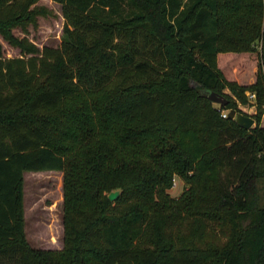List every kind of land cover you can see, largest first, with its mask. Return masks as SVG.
<instances>
[{"label": "trees", "instance_id": "trees-1", "mask_svg": "<svg viewBox=\"0 0 264 264\" xmlns=\"http://www.w3.org/2000/svg\"><path fill=\"white\" fill-rule=\"evenodd\" d=\"M50 1L39 50L11 29L52 13L0 0V264H264V0ZM25 172L62 173L59 250L26 243Z\"/></svg>", "mask_w": 264, "mask_h": 264}, {"label": "rangeland", "instance_id": "rangeland-1", "mask_svg": "<svg viewBox=\"0 0 264 264\" xmlns=\"http://www.w3.org/2000/svg\"><path fill=\"white\" fill-rule=\"evenodd\" d=\"M38 7H44L52 16H33L34 23L27 25L25 35L20 27L11 29V34L21 39L26 37L39 50L43 47L57 48L62 41L64 20L60 5L50 0H39ZM0 57L11 59L21 57L18 48L5 41L0 35ZM225 95L229 92L225 90ZM248 97L246 104L235 98L237 110L243 115L252 117L255 113L253 99ZM238 113V112H237ZM254 127V125H253ZM23 216L24 237L28 246L35 250H59L62 248V173L60 172H25L23 174ZM183 182L175 178L172 188L168 191L172 198H178L184 191ZM258 206H264V178L256 183Z\"/></svg>", "mask_w": 264, "mask_h": 264}, {"label": "water", "instance_id": "water-1", "mask_svg": "<svg viewBox=\"0 0 264 264\" xmlns=\"http://www.w3.org/2000/svg\"><path fill=\"white\" fill-rule=\"evenodd\" d=\"M207 99L214 105L224 107L227 104V100L220 95H217L213 92L206 93ZM227 117L231 120H234L239 128L243 130H249L254 125V120L250 117H247L241 113H237L235 110H230ZM120 190H113L107 195V199L110 202H114L119 196Z\"/></svg>", "mask_w": 264, "mask_h": 264}, {"label": "built area", "instance_id": "built-area-1", "mask_svg": "<svg viewBox=\"0 0 264 264\" xmlns=\"http://www.w3.org/2000/svg\"><path fill=\"white\" fill-rule=\"evenodd\" d=\"M249 97L252 98V99L254 98L253 95H249ZM222 117H223V118H226V117H227V113H226V112H223V113H222Z\"/></svg>", "mask_w": 264, "mask_h": 264}]
</instances>
